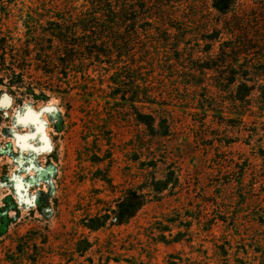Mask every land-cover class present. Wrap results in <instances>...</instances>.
I'll list each match as a JSON object with an SVG mask.
<instances>
[{
  "label": "rangeland",
  "instance_id": "obj_1",
  "mask_svg": "<svg viewBox=\"0 0 264 264\" xmlns=\"http://www.w3.org/2000/svg\"><path fill=\"white\" fill-rule=\"evenodd\" d=\"M128 1L145 10L130 17L139 33L122 64L85 45L26 64V86L51 87L47 100L0 88V264H264V106L248 88L264 84V0L238 1L246 33L223 36L234 50L221 73L208 69L220 44L204 53L208 23L224 20L211 0ZM43 6L0 0L1 37L41 41ZM113 75L119 96L151 92L157 105L112 99ZM136 111L158 117L156 133ZM125 199L139 206L120 225ZM165 227L182 240H158Z\"/></svg>",
  "mask_w": 264,
  "mask_h": 264
},
{
  "label": "trees",
  "instance_id": "obj_2",
  "mask_svg": "<svg viewBox=\"0 0 264 264\" xmlns=\"http://www.w3.org/2000/svg\"><path fill=\"white\" fill-rule=\"evenodd\" d=\"M36 4H44V9L42 14L38 17L40 20H44L45 27L43 33L35 36H39L44 39V43L40 45V40H36L33 43L28 41V44H20V46L15 45L14 42H10L7 38L1 37L0 33V88L7 90V94L17 96L20 90L25 89L26 94L31 96L34 100H47V92H53L51 87H40L39 94L35 93V90L26 86V74L31 73L32 70L26 65L28 62L34 60L35 63H41L40 54L48 56L55 52L69 55L71 52H75L81 46H85L86 55H90L93 59L100 60V58L110 59L112 62L108 64L109 67L114 66V61H118L122 64V60L125 55L130 54V48L133 47V38L139 33L135 27L130 29L137 22V18L130 19L135 14H140L141 11L145 10L142 6L138 9L130 11L128 8L131 6L128 0H82L80 3V8L76 6L68 5L69 8H65V12H56L54 7H56L55 2L58 0H35ZM80 1V0H79ZM147 1V0H146ZM159 0H156V2ZM239 0H211V8L218 17H222L224 20L219 21L216 24V20L206 27L205 32L207 33V47L204 51L205 54H213L215 49V44H220L224 38H228L233 34L234 29L240 30L245 34L246 26L242 23L240 17L237 16V8L240 5ZM145 2V1H144ZM3 3V1H2ZM262 4V3H260ZM4 13L0 15V26L2 19L4 18ZM231 16V17H230ZM150 25L154 22V19L147 18ZM42 22V21H41ZM123 26L125 27V34L118 33L117 28ZM146 31V30H144ZM166 35H171L170 30H167ZM261 34V33H260ZM27 40L31 37L27 35ZM226 36V37H223ZM86 38V39H84ZM74 41H78L72 43ZM162 42L165 39L161 40ZM171 40H166L170 42ZM23 43V42H22ZM231 50H234L228 46V43L224 42L223 46L220 44L216 57L212 59H217V64H213L208 67L209 70H217L221 73L223 70L230 67V54ZM33 56V57H32ZM37 58L39 59H35ZM31 57L34 58L31 60ZM42 57V56H41ZM232 66V65H231ZM31 70V71H29ZM29 71V72H28ZM40 71H43L42 69ZM44 75H51L50 72L44 71ZM117 75V74H115ZM114 76V75H113ZM117 76L111 77L110 84L118 87V93L113 95L112 99H121L127 104H131L133 108L136 109V104H150L149 106L157 105L155 101L154 93H146L144 95H135L131 99L119 96V90H123L122 85L126 84L124 81L120 85V79ZM51 80V79H50ZM130 82V81H128ZM253 83V82H251ZM256 87H255V86ZM250 91L256 90L259 93V97L263 102L264 106V84L253 83V86L248 87ZM122 92V91H121ZM4 90L0 91V95H4ZM151 94V95H150ZM118 96V97H115ZM151 100V101H150ZM135 118L138 123L144 125L148 132L156 133L157 131V119L158 117L153 114L142 113L136 111ZM166 120L163 119L161 125L158 123L160 129L164 128ZM164 130V129H163ZM167 131L164 136H166ZM168 181V180H167ZM135 199L134 204H127L128 202H133L132 200H124L119 203L117 220L121 225L125 220L131 218L135 212V209L139 206L138 201ZM108 215L105 217H99L90 219L87 223V227L91 230L98 229L99 227H104L107 222ZM172 222V221H171ZM172 223H170L171 225ZM172 226V225H171ZM158 230V236L156 237L163 243L168 242V236L172 238L175 242H180L183 238L182 233H177L176 236L172 237V231L169 227H165ZM167 233L170 235L167 236ZM78 250H81V243L78 245Z\"/></svg>",
  "mask_w": 264,
  "mask_h": 264
}]
</instances>
